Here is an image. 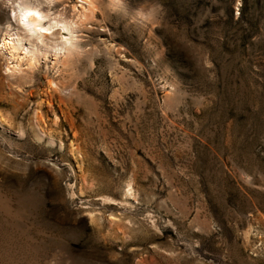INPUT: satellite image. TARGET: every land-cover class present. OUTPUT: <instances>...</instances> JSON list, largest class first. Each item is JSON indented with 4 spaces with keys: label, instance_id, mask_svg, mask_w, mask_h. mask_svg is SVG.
I'll return each instance as SVG.
<instances>
[{
    "label": "rangeland",
    "instance_id": "obj_1",
    "mask_svg": "<svg viewBox=\"0 0 264 264\" xmlns=\"http://www.w3.org/2000/svg\"><path fill=\"white\" fill-rule=\"evenodd\" d=\"M0 264H264V0H0Z\"/></svg>",
    "mask_w": 264,
    "mask_h": 264
},
{
    "label": "bare ground",
    "instance_id": "obj_2",
    "mask_svg": "<svg viewBox=\"0 0 264 264\" xmlns=\"http://www.w3.org/2000/svg\"><path fill=\"white\" fill-rule=\"evenodd\" d=\"M83 2L84 0H80ZM21 16H22V22H25L27 26L31 27L32 29H35L36 26L40 25L42 19L46 18V15H44L39 9L33 6H28L26 3L23 4L22 9H20ZM17 40H10L7 44H4L6 46V49L8 51V55L12 57V53L18 49V46L16 45ZM26 56V54H24Z\"/></svg>",
    "mask_w": 264,
    "mask_h": 264
}]
</instances>
